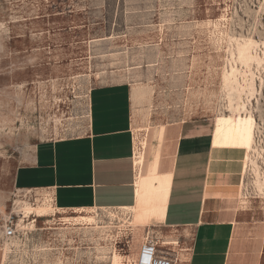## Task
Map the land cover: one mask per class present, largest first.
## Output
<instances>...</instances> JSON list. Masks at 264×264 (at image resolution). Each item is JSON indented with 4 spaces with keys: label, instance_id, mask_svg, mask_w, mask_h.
<instances>
[{
    "label": "rangeland",
    "instance_id": "obj_1",
    "mask_svg": "<svg viewBox=\"0 0 264 264\" xmlns=\"http://www.w3.org/2000/svg\"><path fill=\"white\" fill-rule=\"evenodd\" d=\"M121 81L147 93L135 104L140 148L145 139L163 147L172 122H215L206 208L235 200L226 208L245 244L232 264H264V207L257 203L262 198L264 206V0H0V264H111V251L90 231L68 232L87 226L67 221L77 209H59L50 193L19 191L14 182L40 140L85 133L93 86ZM160 160L145 162L146 190L165 185L163 152ZM149 196L140 209L155 206ZM238 198L255 199V209L238 210ZM23 200L53 205L24 217ZM106 211L98 209L100 224L114 234L123 220ZM11 216L29 229L4 239ZM143 216L149 225L140 235L130 226L111 245L140 264L151 240L156 260L185 264L191 237L180 240L151 225L158 217ZM173 241L180 257L166 243Z\"/></svg>",
    "mask_w": 264,
    "mask_h": 264
},
{
    "label": "crops",
    "instance_id": "obj_2",
    "mask_svg": "<svg viewBox=\"0 0 264 264\" xmlns=\"http://www.w3.org/2000/svg\"><path fill=\"white\" fill-rule=\"evenodd\" d=\"M144 95V90L126 81L93 86L85 133L40 140L17 168L15 188L43 189L55 206L66 210L138 206L154 193V205H163V212L157 218L161 222L151 225L169 228L180 240L191 237L187 254L183 253L185 264H232L245 244L241 223L226 208L235 200L222 199L206 208L215 122L184 119L167 125L169 138L162 147L165 185L146 190L145 162H161V156L146 159L138 168L141 125L135 123L140 121L135 104ZM237 203L240 211L256 207L255 199L238 198Z\"/></svg>",
    "mask_w": 264,
    "mask_h": 264
},
{
    "label": "bare ground",
    "instance_id": "obj_3",
    "mask_svg": "<svg viewBox=\"0 0 264 264\" xmlns=\"http://www.w3.org/2000/svg\"><path fill=\"white\" fill-rule=\"evenodd\" d=\"M149 148H150V150L148 152ZM166 151L169 153V146H166ZM161 153H162V147L160 146V143H159V146H157L156 148L149 147L148 139H145L144 141H142V147L141 148H140V144L138 143V148H137V155H139L138 156V168H140V166L144 163V161L147 158L161 156ZM140 179H141V176H140ZM140 179L138 181L139 186L141 183ZM19 191L27 192V191H32V190H28V189L21 190V189H19ZM259 199L260 200L257 203L259 205H261L262 207H264L262 205V201H263L262 198H259ZM23 202H24V203H22L23 205L19 206L18 211L24 217H28L31 214H33L34 212L37 214L42 213V212H47L50 209V207H52V205H53L52 203H50L51 200L50 201L45 200L42 204H39V205H34L33 203H31V201H27V200H25V201L23 200ZM102 209L107 210L106 212H108V214L110 215V218L112 220H114L115 218H119V219L123 220V223L119 224V230L116 233L113 234V231L111 229L112 228L111 225H106L105 222L103 225L100 224V219L101 220H103V219L99 218L100 215L98 213V208H80V209L76 210L79 212L78 216L69 217V218L67 217L66 218L67 221L71 222V224L87 225L85 228L75 226V227L71 228L72 230H68V232L73 233V232H80L82 230L83 231H90L94 235L95 240H102L104 242L106 251H108V250L111 251V256H110L111 264H125L128 256L121 254L116 247L111 245V243L113 241H115L118 237H120V235L125 234L124 233L125 229H127L130 226H132V228H130V230L133 231L134 236H136L138 233L140 235V232L142 230H144V228L146 226L149 225L148 221L146 220V218L143 215L144 214L152 215L153 219H155L156 217H160L162 212H163V205H159L157 207L155 205L154 207L147 208L148 210L147 209H145V210L140 209L138 206L118 208V209L122 210V213H119V212L114 211V210H110L113 208H102ZM142 210H144V211H142ZM84 212H86V213H84ZM87 212H90V213H87ZM130 213L131 214L134 213V218H132V217L128 218V215H130ZM233 224H234V222H232V224L229 225V231L232 228ZM30 225H31V223H30ZM18 227H19L20 231H22V230L24 231V228L29 229V226L22 228L20 223H18ZM69 238L72 240V235H70ZM166 243L175 245L173 247V251L177 254L178 257L181 256V251H180L181 249L177 248L178 247V241L166 242ZM5 244L6 245L4 247V252H5L4 261H6L8 252L11 248L8 244V241L5 242ZM15 244H17V243H15ZM120 245H122V244H120ZM147 247H148L147 242H144V244L142 245L140 252H139V263L140 264H150V257L148 255H145V254L143 255V250H144V248H147ZM161 260L168 261V259L166 257H162ZM127 264H133L131 257L128 258ZM136 264H138V263H136Z\"/></svg>",
    "mask_w": 264,
    "mask_h": 264
},
{
    "label": "built area",
    "instance_id": "obj_4",
    "mask_svg": "<svg viewBox=\"0 0 264 264\" xmlns=\"http://www.w3.org/2000/svg\"><path fill=\"white\" fill-rule=\"evenodd\" d=\"M3 228V238L4 239H9L12 237H16L20 233V229L18 227V223L14 221V217H9L4 225L2 226ZM148 247L144 248L143 250V255H148L150 257V264H172L171 261H164V260H156L155 258V253L157 251V245L151 240H148L147 242ZM144 262V261H143ZM158 262V263H156Z\"/></svg>",
    "mask_w": 264,
    "mask_h": 264
}]
</instances>
